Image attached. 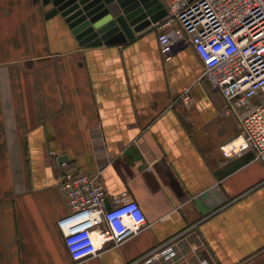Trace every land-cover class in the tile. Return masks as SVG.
<instances>
[{
	"label": "crops",
	"instance_id": "obj_1",
	"mask_svg": "<svg viewBox=\"0 0 264 264\" xmlns=\"http://www.w3.org/2000/svg\"><path fill=\"white\" fill-rule=\"evenodd\" d=\"M51 8L0 0V264H132L164 245L174 255L147 264H264V155L221 149L240 123L192 45L165 59L154 25L81 46ZM66 170L101 171L145 225L73 260L57 225Z\"/></svg>",
	"mask_w": 264,
	"mask_h": 264
},
{
	"label": "built area",
	"instance_id": "obj_2",
	"mask_svg": "<svg viewBox=\"0 0 264 264\" xmlns=\"http://www.w3.org/2000/svg\"><path fill=\"white\" fill-rule=\"evenodd\" d=\"M168 15L155 23L165 59L185 44L198 54L201 77L226 101L240 129L221 149L230 155L254 150L264 155V0H169ZM188 88L183 89L188 98ZM101 171L66 170L61 177L68 211L58 222L73 260L95 256L108 244L137 234L146 219L127 191L108 194ZM174 255L161 246L132 264Z\"/></svg>",
	"mask_w": 264,
	"mask_h": 264
},
{
	"label": "water",
	"instance_id": "obj_3",
	"mask_svg": "<svg viewBox=\"0 0 264 264\" xmlns=\"http://www.w3.org/2000/svg\"><path fill=\"white\" fill-rule=\"evenodd\" d=\"M51 3L49 18L59 14L79 45L126 42L151 30L168 15L162 0H41ZM60 156L58 161L65 160Z\"/></svg>",
	"mask_w": 264,
	"mask_h": 264
},
{
	"label": "rangeland",
	"instance_id": "obj_4",
	"mask_svg": "<svg viewBox=\"0 0 264 264\" xmlns=\"http://www.w3.org/2000/svg\"><path fill=\"white\" fill-rule=\"evenodd\" d=\"M155 29L158 31L157 27H155Z\"/></svg>",
	"mask_w": 264,
	"mask_h": 264
}]
</instances>
